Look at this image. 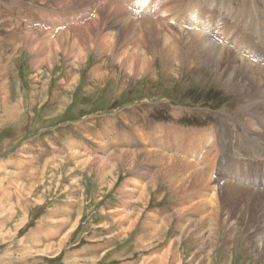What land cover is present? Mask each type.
<instances>
[{
  "label": "rangeland",
  "instance_id": "1",
  "mask_svg": "<svg viewBox=\"0 0 264 264\" xmlns=\"http://www.w3.org/2000/svg\"><path fill=\"white\" fill-rule=\"evenodd\" d=\"M119 1L134 18L140 12L145 19L183 29L193 14L204 24L209 6L229 22L242 11L247 16L253 14L257 21L264 19V0H149L145 6L141 5L144 0ZM100 8L95 0H0V264H160L144 259H159L171 247L167 264H176L179 260L173 256L180 234L175 226L178 220L189 218L176 215L179 197L161 183L150 191L145 207L144 201L137 202L141 191L135 188L136 181L144 182V177L138 179L145 168L151 170V177L161 169L143 155L148 150L146 154L163 153L168 146L159 143L160 134L166 139L173 129L218 133L221 152L213 153L216 162L211 169H220L233 181L241 180L240 164H255L264 172V143L257 135L244 134L246 110L257 104L250 105L248 93L227 88L224 80L220 83L206 65L189 60L190 66L186 67L187 61L181 66L182 53L188 49L183 43L171 44L164 34L148 36L154 49L148 47L145 67L138 60L141 56L118 62L99 49L102 46L94 36L76 35L78 50L73 54L81 53L85 65H74L76 57L67 59L62 51L55 54L59 58L54 66L40 63L49 54L45 43H49L50 34L55 39L83 29L100 15ZM245 25V20L240 21V30ZM218 28L222 39L232 32L223 24ZM135 31L130 29L129 34L133 40L139 39L142 54L148 44L142 43L144 32ZM71 43L65 45L69 52ZM166 44L171 53L181 52L180 64L172 59V64L166 65ZM233 46V54L239 55L238 38ZM122 134H127L128 140L121 141ZM187 144L194 147V143ZM169 146L174 153L186 149L178 143ZM124 148L143 153L134 159L133 153H119L125 152ZM245 173L254 177L255 170L246 169ZM258 189L264 190L263 182ZM125 204L134 218L132 213H127L129 218L118 215ZM150 217L156 225L168 218L171 230L157 234L151 225L144 229V221L149 223ZM137 218L139 227L130 229L127 220ZM120 219H124L121 226L117 223ZM207 226L202 229L203 237L190 236L194 239L180 248L182 264H198L200 256L207 258ZM245 233L239 231L235 237L234 241L241 239L242 244L234 251V264H264V257L256 256ZM199 237L203 241H198ZM220 242L212 264H223V258L231 254L224 229L220 230Z\"/></svg>",
  "mask_w": 264,
  "mask_h": 264
},
{
  "label": "bare ground",
  "instance_id": "2",
  "mask_svg": "<svg viewBox=\"0 0 264 264\" xmlns=\"http://www.w3.org/2000/svg\"><path fill=\"white\" fill-rule=\"evenodd\" d=\"M88 1L89 0H87V3ZM95 1L98 2V4L100 3V7H101L99 9L101 10V12H99L100 15L97 18L95 17V20L90 22L86 27H84L83 29H77L74 33L71 34H67V33L63 34L64 36L61 38L57 37L53 39L52 34H50V36L47 37L49 43H45L46 44L45 46L47 48L49 47L50 50L46 59L43 61L40 60L41 64L46 62L48 67L54 66L56 62V58L58 57L55 54L62 51L63 56L67 57L68 55L67 59H74L76 57L74 65L77 64L81 65L83 63L85 65L87 60L85 62L82 60L83 57L81 56V53L80 55H78L79 54L78 51V54L76 53V55L78 56H75L73 53H75L74 50L76 49L75 44L78 42L76 39H74L77 38L76 35L80 36V38L81 37L83 38L85 35H87L90 36V38L91 36H94L97 42L99 40L100 41L99 45L102 46L99 49L103 50L104 53L111 55L118 62H123L125 60L128 61V59L130 61H133V59L134 58L136 59L137 56H141L138 59L139 62H141L142 66L147 67L149 63L148 47L154 49V47H152L153 42H151V40L148 39V36L156 35L158 37H163L165 35L166 40H172V42H170L171 44L183 43V46L188 48L186 49L187 51L185 53H182L183 58L180 64L181 58L180 59L178 58L181 52L175 51L174 53H171L169 49L171 48L170 45L166 44V50L169 51L168 52L169 58L168 57L165 58L166 65L172 64V59H174L177 61L176 63L180 64L181 66L184 65L185 61H187V64H185L187 67L190 66L189 60H192L193 62L198 63V65H202V64L206 65L207 68L211 69L216 74L217 80L220 83L222 80H224L223 81L224 86H226L227 88L231 90L239 91L242 94L248 93V98L246 100L251 102L250 105L256 103L257 106H250L246 110L248 111V113L246 114V119L244 123L245 124L244 134L251 133L252 134L251 136L257 135L260 137L262 144L264 143V31L261 30V25L264 24L263 22L264 19L257 21L256 17H254L253 14L250 13V15L247 16V14L242 11L240 12V14H237L238 16L234 20V22H229L225 18L219 17L221 13L220 11L219 12L217 11L218 16H216L215 13H213L210 10L212 6L211 7L209 6L208 9H206L207 21L204 24L199 23V20L196 19L197 17H195V14H193L192 19L189 20L190 23L186 26L185 29H183L184 27L182 26H181L182 28L178 26H172L169 22L166 21H163L161 23L157 20L151 21L149 20V18L145 19L140 12L135 13V16H137L138 18H134L132 17V13L129 10H127L125 8L126 6H124L122 2L119 0L118 1L103 0V2H100L99 0H95ZM147 1L149 0L142 1L141 5L145 6ZM71 7L73 9V6ZM96 7L97 6H95V8ZM140 7L142 8L143 6ZM218 8L219 7H217V9ZM87 12H89V10ZM138 19H142V20L138 21ZM244 20L246 21V25L242 30H240L239 23L240 21H244ZM222 24L232 30L231 33H225L223 39H222L223 34L218 28V26ZM96 28H98V33L96 32V34H94L93 32L97 30ZM118 28H120V30ZM130 29H134V31L139 30L141 31L140 32L141 34L142 32H144V40H142V43L144 42V45L148 44L147 46H144L143 49L144 53L142 54L140 53L141 47L140 44L138 43L139 39L133 40L134 38L133 39L131 38L129 34ZM153 32H155L156 34H154ZM110 37H114V38H110ZM237 38L239 39V44L241 46L238 49L239 55L233 54L234 51L233 43H235ZM69 42L70 43L72 42L71 43L72 49L70 50V52L67 51L68 50L66 49L67 46H65ZM92 48L95 47L93 46ZM131 57H133V59ZM58 63H61L60 59ZM128 67H131V64ZM255 95H257V97H255ZM243 109L244 107L242 108V110ZM250 117L253 118V121L249 120ZM173 130H175V132H168L169 134L166 139L165 137L162 138V134L159 133L160 134V137L158 136L159 143L162 145L163 148L164 146L170 147L169 146L170 144H174L176 146L178 143L180 146L185 145L184 148L186 149L185 150L178 149V151L174 153L172 149L167 147L164 148L165 151L163 153H158V154H150V153L146 154L149 150L146 151V153H144L143 155L144 160L151 159L152 161L151 163H156L157 165L161 166L160 167L161 169L159 170V172L157 170L156 171L157 173H155L151 177L150 176L151 170L148 171L146 168L145 169L143 168L144 176L142 174L141 177L142 178L144 177L143 180L144 185L136 181L135 188L137 189V192L141 188H143L142 192L139 194V198L137 199L138 200L137 202L140 203L144 201L145 207H147V203L150 200V195H151L150 191L156 190L158 185L161 183H163L164 185L166 184L168 186V190H170L172 194H176L179 197L181 204L180 206H178V208H176V212H177L176 215H179L180 217H185V215H187L189 218L178 220V225L175 226V228L179 229L178 235L180 234L177 237L178 239L176 240V243L178 244L177 247L175 248L176 253L173 256L179 260L176 264H180L182 262L183 254L182 252L180 253V248L183 246V244H185L186 241L194 239V238L190 239L189 238L190 236L191 237L193 235L202 236L203 235L201 233L202 229L204 226L206 227V225H208L207 227H209L208 229L209 231H207L209 233L207 240L208 243L207 248L210 249L207 252L208 253L206 255L207 258L204 257L202 258L200 256L199 259L200 263L198 262V264H212V261L214 260L213 256L217 254V249L219 250L218 247L221 244L220 242L221 229H224L225 232H227V237L230 244L227 243L226 245H229L230 246L229 248L231 249V254L223 258V264H234L236 258L234 251L238 246H240V244H242L241 239L240 242L234 241L235 237L237 236V232L239 231L243 233L247 231L250 232L249 234L245 233L246 241L248 243H251L250 247L256 253V256L264 257V190L259 191L258 189V187L260 186V184H262V182L264 186L263 170L261 168H257L255 164L253 165L240 164L238 166L242 168V173L241 176H238V178L241 180L239 182L233 181L231 180V178H229L227 175L221 172L220 169H218L217 172L211 169L214 166L213 164L216 162L214 157L215 152L216 153L221 152V148H220L221 144L220 142H217L218 133L216 134V132H208V131L199 132V133L197 132L188 133V132H177L176 131L177 129H173ZM154 134H157V131ZM122 136L123 137H121L122 138L121 141L125 139L128 140L129 138L127 134H125V136L122 134ZM247 138L249 139L248 141H252L250 140L249 136ZM215 140L216 142L214 143ZM189 142L191 144L194 143V147L191 146V148H189V144H187ZM211 142L213 143L210 145L209 143ZM253 146H255V144L252 142L251 147ZM181 150H184V152H182ZM123 151L124 150H121L119 153L121 154L133 153L132 156L133 155L135 156V157L133 156L134 159L136 158V156H138V154L143 153V152L142 153L129 152L128 149L127 151L125 149V152ZM138 151H142V150L138 149ZM73 154H78V153H73ZM111 154L115 155L116 153L112 152ZM261 155H264V152L261 153ZM123 156L124 155L120 156L119 154L118 157L121 159L123 158ZM208 158H210V160H208ZM218 159L220 158L218 157ZM87 162H89V160ZM141 166H143V164ZM246 166L248 167L246 168ZM246 169L255 170L254 177L246 175L245 173ZM137 175H138L137 177H139L140 174ZM132 193L130 195V198H132ZM131 201L133 202V200ZM128 210L129 208H127V205L126 206L123 205V209L121 212L118 213V215L126 214V216L124 217L129 218L128 217L129 215L127 214L129 213ZM133 212H135V210ZM131 213L132 212H130L129 214ZM134 215L135 214L132 213L131 216L134 218ZM198 215L200 217H198ZM219 215L221 216V218L219 217ZM139 218H137L134 221H130L128 219L127 223L130 226L128 227L130 229H134V227H139L137 223L139 221ZM123 221L124 219H120V221L117 222L118 225L121 226ZM167 223H168V218H165V220H163L160 225L159 224L156 225L157 221H155L154 218H151L149 223H146V221H144V229L148 230L149 226L151 225L155 230L157 229V234L162 232H167L171 230L169 228L170 225H168ZM130 231L129 233L126 231V233L130 234ZM202 237H199L198 241H203ZM20 241L18 243H20ZM231 241H234V244L233 243L231 244ZM195 245L196 244H194V246ZM171 249L172 247L169 249V251H166L165 254H162L161 255L162 257L159 259H156V257L154 258L152 256H149L144 260L146 261V263H149L151 261H155V262L157 261V263L159 262L160 264H167L170 257L172 256ZM173 257L171 259H173Z\"/></svg>",
  "mask_w": 264,
  "mask_h": 264
},
{
  "label": "crops",
  "instance_id": "3",
  "mask_svg": "<svg viewBox=\"0 0 264 264\" xmlns=\"http://www.w3.org/2000/svg\"><path fill=\"white\" fill-rule=\"evenodd\" d=\"M143 178L141 177L139 180H142ZM139 182V181H138ZM142 183V185H144V182H139ZM143 188L140 189V191L142 192Z\"/></svg>",
  "mask_w": 264,
  "mask_h": 264
}]
</instances>
